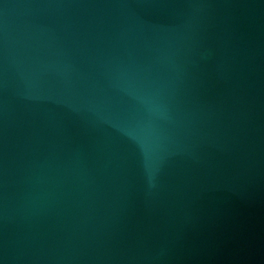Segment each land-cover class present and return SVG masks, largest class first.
Instances as JSON below:
<instances>
[{
    "label": "water",
    "instance_id": "1",
    "mask_svg": "<svg viewBox=\"0 0 264 264\" xmlns=\"http://www.w3.org/2000/svg\"><path fill=\"white\" fill-rule=\"evenodd\" d=\"M0 264H264V0H0Z\"/></svg>",
    "mask_w": 264,
    "mask_h": 264
}]
</instances>
